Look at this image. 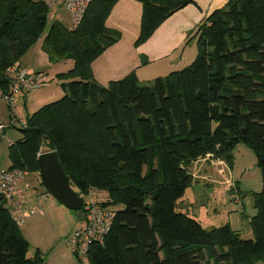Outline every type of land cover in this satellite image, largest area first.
Listing matches in <instances>:
<instances>
[{"label":"trees","instance_id":"16d2710c","mask_svg":"<svg viewBox=\"0 0 264 264\" xmlns=\"http://www.w3.org/2000/svg\"><path fill=\"white\" fill-rule=\"evenodd\" d=\"M117 0H90L75 28L53 22L42 39L48 62L73 61L58 74L64 95L31 114L8 146L9 169L38 175L37 156L54 151L81 199L107 194L113 217L87 264H264V0H228L187 35L189 66L139 85L134 72L107 87L91 64L119 39L105 26ZM137 47L193 0H138ZM43 0H0V73L18 66L43 34ZM8 80L0 84L7 93ZM250 149L262 178L250 194L251 239L224 224L204 229L178 207L189 166L210 156L232 167L237 145ZM45 152V151H44ZM80 212V210H79ZM0 198V264H44Z\"/></svg>","mask_w":264,"mask_h":264},{"label":"rangeland","instance_id":"374dc122","mask_svg":"<svg viewBox=\"0 0 264 264\" xmlns=\"http://www.w3.org/2000/svg\"><path fill=\"white\" fill-rule=\"evenodd\" d=\"M135 14V16H130V25L136 26L135 34L137 37L141 6L137 7ZM53 22L69 27L68 12L58 5L49 9L43 34L32 49L20 60L23 66L29 68V71L42 74L47 83L43 88L26 93L24 95V97H27L25 103H23L24 98H21V100L18 97L16 98L14 110L19 119L24 120L25 123L27 118L39 108L63 97V82L57 80L56 76L67 72L73 66L71 60L51 64L48 62L46 54L40 49L44 34ZM136 37L133 40V47H135ZM116 43L120 45L116 49L117 57L128 51L129 41L128 39L127 43L123 41L120 33ZM195 57L196 41L191 39L188 43H184L182 50L180 49L172 59L158 64H149L146 68L143 66L138 69V83L139 85H148L155 78L165 77L171 72L168 71L167 67L169 63L174 64V67H172L174 71L182 70L189 66ZM120 62L118 61V63ZM139 63L141 64L140 57ZM105 82L104 84L98 83L107 87L109 80L107 79ZM11 121V112L8 105L4 98L0 97V122L5 126L3 134L11 143H15L21 138L19 132L21 126L18 122L11 125ZM6 139L2 138V132L0 131V167L2 168H8L10 165L8 160L9 145ZM42 151L47 150L43 148ZM232 164V167H229L222 160L210 156L194 161L188 169L192 184L185 190L178 202V207L188 217L197 220L204 229L229 224L233 230L238 231L242 239H251L248 221L255 215V210L250 194L261 191V174L256 166L255 155L250 149L241 144L237 145L233 151ZM22 183L27 184L36 191L37 203L26 201L27 206L33 205V209L35 205L38 208L36 213L27 215L23 220V224L19 225L23 238L29 244L27 256L32 257L35 251L38 250L44 258V264H87L86 257L84 255L76 256L72 252L73 247L68 243L70 235L78 227L80 212L68 210L56 202L45 192L37 174H24ZM25 191L28 193V190ZM87 196L100 203L107 200L105 192L90 191ZM108 208L113 210L111 207Z\"/></svg>","mask_w":264,"mask_h":264},{"label":"built area","instance_id":"2783aa9c","mask_svg":"<svg viewBox=\"0 0 264 264\" xmlns=\"http://www.w3.org/2000/svg\"><path fill=\"white\" fill-rule=\"evenodd\" d=\"M48 9L57 5L64 8L69 15L70 27L75 28L79 25L82 16L90 2V0H43ZM8 80V91L2 93L8 108L11 112V125L15 122L23 128L26 123L19 119L14 104L16 98H24L28 92L35 91L47 85L45 78L40 73H31L25 71L19 66L9 67L4 76ZM5 126L0 122V131L2 138L6 139L3 134ZM8 145L11 142L6 139ZM25 173L16 169L0 167V198L4 201V206L12 214L18 225L23 224V220L27 215L34 214L38 208L34 205L27 206L26 201L37 203L36 191L27 184H23V176ZM22 186H21V185ZM25 190H28L26 193ZM27 198V200H26ZM113 212L107 206H103L100 202L95 201L89 196L81 199L80 220L78 227L73 231L68 239V243L73 247V253L76 256L86 255L88 246L91 243H101L109 231Z\"/></svg>","mask_w":264,"mask_h":264},{"label":"crops","instance_id":"0c3cea01","mask_svg":"<svg viewBox=\"0 0 264 264\" xmlns=\"http://www.w3.org/2000/svg\"><path fill=\"white\" fill-rule=\"evenodd\" d=\"M227 1L193 0V3L185 6L165 20L147 41L137 47H133V40L136 37V26L130 25V16L136 15L135 11H137V7L139 8L140 3L138 0H117L105 21V26L118 31L121 39L126 43L128 39V51L117 57L116 49L120 45L115 43L107 48L91 64L94 79L100 84H104L107 79L109 82L119 80L130 72H134L138 80V69L143 66L146 68L149 64H158L172 59L180 49L182 50L187 35L209 14L224 7ZM119 56L122 57L119 58ZM139 57L145 59L144 64L139 63ZM118 61L121 62L118 63ZM18 66L27 72H31L27 66H23L20 62ZM167 67L168 71H174V68H172L174 64L169 63ZM31 73H34V71ZM26 101L27 97L25 96L23 103Z\"/></svg>","mask_w":264,"mask_h":264},{"label":"water","instance_id":"95a60500","mask_svg":"<svg viewBox=\"0 0 264 264\" xmlns=\"http://www.w3.org/2000/svg\"><path fill=\"white\" fill-rule=\"evenodd\" d=\"M141 64L145 59L140 57ZM5 77L0 73V84ZM40 184L56 202L71 211H79L81 198L69 186L68 179L54 151H45L37 156Z\"/></svg>","mask_w":264,"mask_h":264}]
</instances>
